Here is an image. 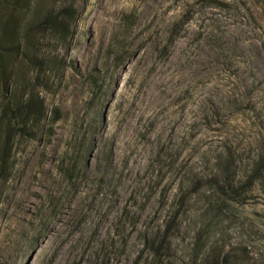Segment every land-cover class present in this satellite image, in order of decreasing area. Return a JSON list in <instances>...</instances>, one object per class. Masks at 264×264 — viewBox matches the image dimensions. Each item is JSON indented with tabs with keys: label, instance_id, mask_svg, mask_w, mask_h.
<instances>
[{
	"label": "rangeland",
	"instance_id": "374dc122",
	"mask_svg": "<svg viewBox=\"0 0 264 264\" xmlns=\"http://www.w3.org/2000/svg\"><path fill=\"white\" fill-rule=\"evenodd\" d=\"M66 2L0 264H264V0Z\"/></svg>",
	"mask_w": 264,
	"mask_h": 264
},
{
	"label": "trees",
	"instance_id": "16d2710c",
	"mask_svg": "<svg viewBox=\"0 0 264 264\" xmlns=\"http://www.w3.org/2000/svg\"><path fill=\"white\" fill-rule=\"evenodd\" d=\"M75 17L66 0H0V195L18 170V142L36 140L33 127L51 120L33 74L42 78L50 70V43L68 38ZM230 258L213 255L201 264H229Z\"/></svg>",
	"mask_w": 264,
	"mask_h": 264
}]
</instances>
